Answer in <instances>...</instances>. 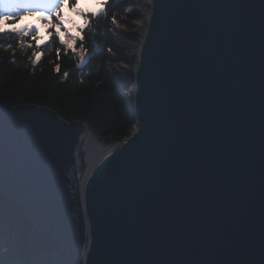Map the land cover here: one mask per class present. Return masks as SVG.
<instances>
[{
	"label": "water",
	"instance_id": "obj_1",
	"mask_svg": "<svg viewBox=\"0 0 264 264\" xmlns=\"http://www.w3.org/2000/svg\"><path fill=\"white\" fill-rule=\"evenodd\" d=\"M134 13L147 18L126 85L135 128L79 186L83 264H264V0H149ZM88 130L0 102V191L70 255L82 239L68 170Z\"/></svg>",
	"mask_w": 264,
	"mask_h": 264
},
{
	"label": "trees",
	"instance_id": "obj_2",
	"mask_svg": "<svg viewBox=\"0 0 264 264\" xmlns=\"http://www.w3.org/2000/svg\"><path fill=\"white\" fill-rule=\"evenodd\" d=\"M148 6L149 0H107L106 15L89 18L82 33L84 41H77L75 53L53 35L50 46L39 49L43 56L35 64V49L20 47L15 34L0 37V102L12 106L33 103L54 110L67 121L85 120L104 145L123 141L133 132L135 123L124 91L130 79L122 75L118 65L126 61L125 56L138 51L140 41L120 27L128 29L145 20L129 9ZM81 53L88 54V60L79 68ZM57 65L60 72L55 71ZM78 160L79 169L68 172L74 174L71 187L80 223V253L70 255L44 239L23 209L0 191V264H83L87 227L79 185L87 169L84 152L78 153ZM33 241L43 254L23 255L21 249Z\"/></svg>",
	"mask_w": 264,
	"mask_h": 264
},
{
	"label": "snow or ice",
	"instance_id": "obj_3",
	"mask_svg": "<svg viewBox=\"0 0 264 264\" xmlns=\"http://www.w3.org/2000/svg\"><path fill=\"white\" fill-rule=\"evenodd\" d=\"M107 0H97V7L85 6L82 0H0V37L15 34L19 39V46L33 48V63H38L43 52L39 51L42 47L50 46L53 35L59 43L67 50L75 53L77 51V41H84L83 30L88 26L90 17H99L106 15L105 5ZM65 9L68 14L66 15ZM37 17L38 23H18L23 21L25 15ZM76 17L80 18L77 22ZM43 33L41 32V26ZM11 47V45H9ZM60 52L57 50V56ZM85 60L81 56V62ZM56 72H60V66L57 65ZM141 131H137L136 135ZM134 135L127 143H129ZM27 255L28 253H41L43 250L35 242H28L21 249Z\"/></svg>",
	"mask_w": 264,
	"mask_h": 264
},
{
	"label": "rangeland",
	"instance_id": "obj_4",
	"mask_svg": "<svg viewBox=\"0 0 264 264\" xmlns=\"http://www.w3.org/2000/svg\"><path fill=\"white\" fill-rule=\"evenodd\" d=\"M101 2H103V0H101ZM82 3L84 4H88L89 6L92 5H96L97 0H82ZM135 8H130L129 10H135ZM143 18H145V20L143 21H139V22H135L133 24V26H131L130 28H126L124 26H121L120 28L127 32L130 33L131 35H134L135 37L137 36L138 40L140 41L139 37L142 36L143 33V28L144 25L147 21L146 15H141ZM24 22H28V23H37L35 21V17L33 16H28L27 14L25 15V18L23 21H18V23H24ZM137 53L138 51H134L133 53L125 56V60L127 61H123L121 63H119V68L121 67V72L123 76L126 77H130L131 74L133 73V71L135 70V66L137 65L136 59H137ZM129 62L132 63V65L129 64ZM133 88L134 86L131 85L130 87L126 88V90H124L126 92V97L129 99L130 102V97L133 94ZM80 143L77 145L76 147V154H77V158H78V153L79 152H84L85 154V159H86V163H87V167L90 165V163L100 154V152L102 151V149L104 148V144L102 143V141L99 139V137L97 136V134L92 131V130H88L85 134L82 135L81 139H80ZM70 174V173H69ZM72 180L74 178V174L71 173L70 174ZM84 177V176H83ZM83 177L81 179V182L83 180Z\"/></svg>",
	"mask_w": 264,
	"mask_h": 264
},
{
	"label": "clouds",
	"instance_id": "obj_5",
	"mask_svg": "<svg viewBox=\"0 0 264 264\" xmlns=\"http://www.w3.org/2000/svg\"><path fill=\"white\" fill-rule=\"evenodd\" d=\"M85 6L87 7V6H89L88 4H85ZM98 5H92L91 7H93V8H95V7H97ZM65 13H66V15L68 14V11H67V9H65ZM38 16H39V14H37V17L35 18V21L38 23L39 21H38ZM25 18V17H24ZM76 19H77V22H80V18L79 17H76ZM0 23H2V21H0ZM45 26H41V32L43 33V28H44ZM109 51H111V49H109ZM81 56H83V53H81ZM67 76H68V72H65L64 73V78H67Z\"/></svg>",
	"mask_w": 264,
	"mask_h": 264
},
{
	"label": "bare ground",
	"instance_id": "obj_6",
	"mask_svg": "<svg viewBox=\"0 0 264 264\" xmlns=\"http://www.w3.org/2000/svg\"><path fill=\"white\" fill-rule=\"evenodd\" d=\"M139 11L143 12V10H139Z\"/></svg>",
	"mask_w": 264,
	"mask_h": 264
}]
</instances>
